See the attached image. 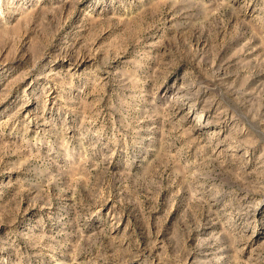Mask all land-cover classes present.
<instances>
[{"label": "rangeland", "instance_id": "374dc122", "mask_svg": "<svg viewBox=\"0 0 264 264\" xmlns=\"http://www.w3.org/2000/svg\"><path fill=\"white\" fill-rule=\"evenodd\" d=\"M0 264H264V0H0Z\"/></svg>", "mask_w": 264, "mask_h": 264}]
</instances>
